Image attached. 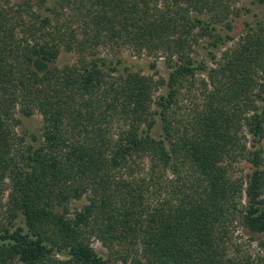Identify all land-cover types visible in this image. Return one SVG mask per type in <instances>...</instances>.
Returning <instances> with one entry per match:
<instances>
[{"label":"trees","instance_id":"obj_1","mask_svg":"<svg viewBox=\"0 0 264 264\" xmlns=\"http://www.w3.org/2000/svg\"><path fill=\"white\" fill-rule=\"evenodd\" d=\"M235 1L0 0V264H264V7L236 35L252 10ZM63 51L76 63L58 67ZM34 114L39 135L17 134Z\"/></svg>","mask_w":264,"mask_h":264},{"label":"rangeland","instance_id":"obj_2","mask_svg":"<svg viewBox=\"0 0 264 264\" xmlns=\"http://www.w3.org/2000/svg\"><path fill=\"white\" fill-rule=\"evenodd\" d=\"M12 1H14V3H18L21 0H12ZM234 6L237 7L238 9L250 8L252 10L250 14H245L241 12L240 16L232 18L233 19L232 33L236 35H238L243 29V25L245 21L252 20V13H258L260 15L264 7V5L262 4L252 5L250 0H236ZM204 44L205 43L200 42V45L195 46L196 55L194 56H196L198 59L206 60L207 62L208 60L206 58V51L204 49ZM112 50L109 47L101 46L97 48L96 57L108 58V59L118 57V58H121L127 61L128 63L136 64L137 66L134 69H137L138 67H142V73L144 75H152V71L148 70V65L152 60H149L145 56L138 57L134 55L130 50L126 48H122V47H120L119 49L114 48L113 52ZM77 55L78 54H75L73 52L68 53V52L63 51L60 54L56 65L58 67H62L67 64H74L76 63L78 59ZM87 56L89 57L90 55L87 54ZM155 63L159 71V74L154 76V80H158L159 77H165V68H164V64L161 58L156 60ZM206 64H208L209 67L212 66L211 62L209 61ZM202 79L204 80L206 79L204 74L197 75V78L195 80V86L192 88L191 93L188 92V90H190L189 88L183 89L181 92V95H183V97H182L181 104H180V110H178L177 115L178 117L182 118L183 121H185V119L187 118H188L187 120L190 121L191 120L190 114H192V110L195 108L196 105L200 106L201 97H200L198 87ZM161 91H162V88L156 91L153 98L156 99ZM19 118L21 120V123L15 128V131L17 134L21 136H25L27 138L31 134L39 135L40 126H41V117L38 114H34L30 118H24L20 116ZM142 162H143V165H145L146 167L148 166L149 162L147 159H144ZM146 170H144L141 174L138 171H136L134 173V177L140 178L142 174L146 172ZM248 172H249V164L244 160H239L233 164V170L231 174L234 178H238V177H244V175ZM167 177H168V181L172 179V177L166 175V178ZM87 202L88 200L86 196H84L79 201H73L71 204V210L80 209L82 206L86 205ZM0 218H1V215H0ZM262 238H259V239H262ZM232 239H233L232 241L235 247H237L242 253L249 254V255H257L258 253L262 251V248H260L257 245L256 241H250L248 237L246 236L244 230L239 227L234 229L233 234H232ZM92 247L97 253L106 255L107 251L100 244V242L94 240L92 242Z\"/></svg>","mask_w":264,"mask_h":264}]
</instances>
